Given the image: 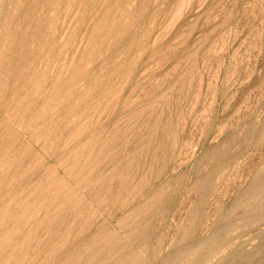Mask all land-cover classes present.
<instances>
[{"label":"rangeland","instance_id":"rangeland-1","mask_svg":"<svg viewBox=\"0 0 264 264\" xmlns=\"http://www.w3.org/2000/svg\"><path fill=\"white\" fill-rule=\"evenodd\" d=\"M263 197L264 0H0V264H264Z\"/></svg>","mask_w":264,"mask_h":264},{"label":"bare ground","instance_id":"bare-ground-1","mask_svg":"<svg viewBox=\"0 0 264 264\" xmlns=\"http://www.w3.org/2000/svg\"><path fill=\"white\" fill-rule=\"evenodd\" d=\"M256 193V192H255ZM262 195V194H261ZM259 196V195H258ZM258 196H256V197H258ZM260 197V196H259ZM261 198V197H260ZM264 198V197H263ZM254 202V201H253ZM134 256V255H133ZM135 257V256H134ZM136 261V260H135ZM173 263V262H172ZM122 264V263H121Z\"/></svg>","mask_w":264,"mask_h":264}]
</instances>
